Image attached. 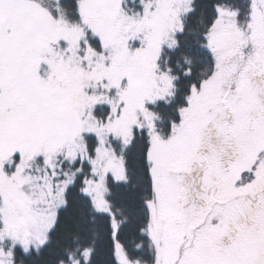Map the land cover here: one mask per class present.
I'll use <instances>...</instances> for the list:
<instances>
[{
  "label": "snow or ice",
  "instance_id": "obj_1",
  "mask_svg": "<svg viewBox=\"0 0 264 264\" xmlns=\"http://www.w3.org/2000/svg\"><path fill=\"white\" fill-rule=\"evenodd\" d=\"M0 264H264V0H0Z\"/></svg>",
  "mask_w": 264,
  "mask_h": 264
}]
</instances>
